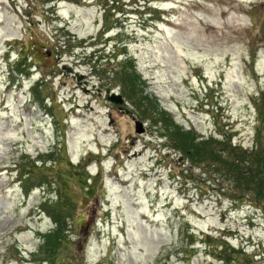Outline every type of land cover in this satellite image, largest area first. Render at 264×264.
I'll return each mask as SVG.
<instances>
[{
  "label": "rangeland",
  "instance_id": "obj_1",
  "mask_svg": "<svg viewBox=\"0 0 264 264\" xmlns=\"http://www.w3.org/2000/svg\"><path fill=\"white\" fill-rule=\"evenodd\" d=\"M113 1L0 0V264H264V214L169 136L192 127L253 147L264 0ZM112 41L124 47L107 56H130L120 64L166 110L168 130L128 104L114 62L98 69L106 61L87 47L102 54ZM8 51L20 59L12 76ZM20 169L27 182L12 181Z\"/></svg>",
  "mask_w": 264,
  "mask_h": 264
},
{
  "label": "trees",
  "instance_id": "obj_2",
  "mask_svg": "<svg viewBox=\"0 0 264 264\" xmlns=\"http://www.w3.org/2000/svg\"><path fill=\"white\" fill-rule=\"evenodd\" d=\"M109 1L114 2L113 0H109ZM145 4L146 3L144 1V5ZM148 5H150V3ZM142 6L136 5L135 7H133V10H140ZM150 6L151 8H153L152 5ZM112 42H113V46L107 47L104 53L102 54L101 52L94 53V56L97 55L98 56L97 58H100V61L101 60L106 61L105 65L101 64L97 66L98 69H103L108 64L114 62V69L112 70V74H110L111 75L110 81H112L113 79L117 81L116 84H118V87L121 89L122 93L124 94V97L126 98L128 104L135 111H137V113H142L143 118L149 121L151 125H154V127L157 128L159 131H161V129H159V125H162L165 130H168L170 128V125H168L166 110L160 108L159 104H157L156 99L150 98L147 94H145V90L143 88L144 82L141 80V77L136 73L135 71L136 69L134 70L132 66H126V65L123 66L122 62L120 64V61L123 59L125 60L124 64L126 62L128 64L129 60H131L130 56L108 57L111 56V53H116V48L121 49L124 47V44L120 45L114 41ZM126 46L128 48V45ZM19 61L20 59L19 60L17 59V62H15L14 65L15 64L17 65ZM12 71H13V67H12ZM12 71L9 72L10 76H12ZM20 75L23 76V73L20 72ZM35 99L38 100L37 95H35ZM260 119L262 120V124L264 125V104L260 109L258 123H260ZM165 133L166 135H169L168 134L169 131H165ZM263 134H264V128L262 129L259 128L255 134V141L253 147L248 149L239 145L233 146L234 144L232 142L230 143V140L224 137L223 135H220L221 137L219 136L220 138H216V139L214 137L203 138L199 135L197 136L196 132L192 127H190V129L185 133H180L179 136L175 134L169 136L175 140H178L179 142V143L177 141L174 142L172 141L173 140L172 139L171 144L174 147L172 149L175 150L177 149L181 154H185L196 165L203 164L208 169H211L213 172H216V175L219 174L228 183L233 184L234 187L233 191L235 193H238L239 196L241 195L240 200L242 202H246V201L248 203L250 202V204L256 206V208L260 210L262 214H264V201H261V198L262 199L264 198V135ZM226 146L227 148H225ZM192 154L195 156V158H192ZM41 167L42 166L39 165L37 168H41ZM27 168L29 169V167ZM21 171L22 170L20 169V172ZM28 171L27 173H29ZM86 172L87 173H84V175L88 174L89 180H91L93 175H91L87 169ZM21 175L26 178L25 182H27V180L29 179L28 176L30 175L29 174H25V175L21 174ZM220 176L219 178H221ZM85 179H88V177L87 178L85 177ZM59 199H61V202H63V205L65 206L64 209L67 212L68 202L65 201L66 199L64 198L59 197ZM237 203H240L239 200H237ZM60 210L63 211V208ZM56 212L59 214L60 219L58 216L59 222H57L56 223L57 225H55L57 229L53 233L55 236L59 235L61 233V230L64 229V228L62 229V227L60 226L58 227V225L62 224V222L64 224L63 213H61L59 210H56ZM65 225H66V219H65ZM193 235L194 233L191 234L192 238ZM205 238L209 239L211 237L207 236ZM225 240L226 241L222 242L220 246L222 251L225 252L224 260L231 261L232 255L230 253L236 252L237 250H235V248L233 247L232 249H229L226 245L228 240L227 239ZM47 247H48V243H47ZM218 248L219 247H217V249ZM49 250L50 248L47 250V253ZM237 252L239 253V251ZM240 252L243 253L242 251ZM243 254L245 255L246 253L244 252ZM59 260L60 259H57L56 261L44 260L42 261L43 262L42 264H61Z\"/></svg>",
  "mask_w": 264,
  "mask_h": 264
},
{
  "label": "water",
  "instance_id": "obj_3",
  "mask_svg": "<svg viewBox=\"0 0 264 264\" xmlns=\"http://www.w3.org/2000/svg\"><path fill=\"white\" fill-rule=\"evenodd\" d=\"M112 101L117 103V104H123L124 103V101H123V99L121 97H115V98L112 99ZM136 128H137V131L139 133H143L144 132V130H143V128H142V126L140 124H137Z\"/></svg>",
  "mask_w": 264,
  "mask_h": 264
}]
</instances>
